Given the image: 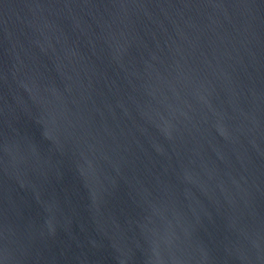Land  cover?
Segmentation results:
<instances>
[{
  "label": "water",
  "instance_id": "1",
  "mask_svg": "<svg viewBox=\"0 0 264 264\" xmlns=\"http://www.w3.org/2000/svg\"><path fill=\"white\" fill-rule=\"evenodd\" d=\"M0 264H264V0H0Z\"/></svg>",
  "mask_w": 264,
  "mask_h": 264
}]
</instances>
